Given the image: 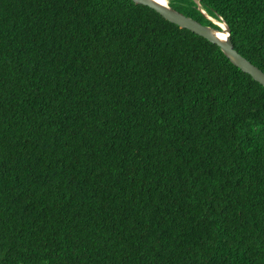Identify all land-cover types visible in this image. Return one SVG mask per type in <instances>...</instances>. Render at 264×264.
<instances>
[{"label": "trees", "instance_id": "1", "mask_svg": "<svg viewBox=\"0 0 264 264\" xmlns=\"http://www.w3.org/2000/svg\"><path fill=\"white\" fill-rule=\"evenodd\" d=\"M196 1L264 73V0ZM0 264H264V88L131 0H0Z\"/></svg>", "mask_w": 264, "mask_h": 264}, {"label": "water", "instance_id": "2", "mask_svg": "<svg viewBox=\"0 0 264 264\" xmlns=\"http://www.w3.org/2000/svg\"><path fill=\"white\" fill-rule=\"evenodd\" d=\"M131 1L137 5L149 7L150 9L158 13L166 21L182 29H185L195 35H198L206 39L208 42L216 45L217 47H219L221 52L225 55V57L230 61L231 64L240 69L243 73L249 75L252 80L259 83L264 88V73L234 50L233 44L230 40V30L224 22L218 21L224 25V29H220L219 25L215 23L217 20L210 18L209 16H207L206 13L201 11V13L209 21L219 27V30H216L212 27L202 25L199 22L189 17H186L180 12L170 8L168 5V0H165V3H161L156 0ZM194 1L197 5H199L198 1Z\"/></svg>", "mask_w": 264, "mask_h": 264}, {"label": "bare ground", "instance_id": "3", "mask_svg": "<svg viewBox=\"0 0 264 264\" xmlns=\"http://www.w3.org/2000/svg\"><path fill=\"white\" fill-rule=\"evenodd\" d=\"M156 1L161 2V3H165V0H156ZM215 23H217L219 25L220 29H224V25L221 22L216 21Z\"/></svg>", "mask_w": 264, "mask_h": 264}, {"label": "rangeland", "instance_id": "4", "mask_svg": "<svg viewBox=\"0 0 264 264\" xmlns=\"http://www.w3.org/2000/svg\"><path fill=\"white\" fill-rule=\"evenodd\" d=\"M205 17V16H204ZM206 18V17H205Z\"/></svg>", "mask_w": 264, "mask_h": 264}]
</instances>
